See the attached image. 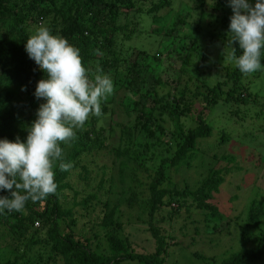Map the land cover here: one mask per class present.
Masks as SVG:
<instances>
[{"label":"trees","instance_id":"trees-1","mask_svg":"<svg viewBox=\"0 0 264 264\" xmlns=\"http://www.w3.org/2000/svg\"><path fill=\"white\" fill-rule=\"evenodd\" d=\"M141 1L0 0V138L18 137L23 141L37 108L44 102L33 93L45 74L24 51V40L39 24L79 49L90 78L100 69L114 85L113 93L101 103L102 115H89L75 131V138L60 145L64 162L71 166L62 171L58 162L54 165L55 193L35 202L28 200L22 212L0 213V264H165L167 249L176 241H170L172 237L158 222L191 209L200 210L206 224L211 219H222L211 199L224 181V174L230 171L228 165L212 167L199 181L178 186L166 171L190 165L232 137L227 126L215 130L208 119L216 106H227V118L237 123L248 117L257 121L256 127L241 135L246 137L254 130L264 135V94L250 89L264 70L244 75L228 60L226 42L232 10L227 0H193L199 14L183 10L165 31L155 28L156 43L164 44L159 51L124 49V42L136 30L127 19L144 11ZM151 1L145 11L152 14L172 2ZM206 40L211 46L219 42L221 49L211 64L217 69L213 74L203 70ZM232 46L239 55L238 46ZM224 59L223 64L220 60ZM261 63L264 64V55ZM157 67H162L159 73ZM120 90L133 97L123 106L124 113L132 115L127 123L117 121L110 110ZM104 115L110 118L108 127L99 124ZM166 118L172 129L165 128ZM183 118H189L190 124L184 126ZM116 127L119 135L113 138ZM159 131L168 137L164 147L167 155L147 182V197L143 199L129 189L123 199L125 205L114 202L111 193L115 176L105 158L112 155L119 162L117 176L131 184L137 180L138 169L146 171L142 161L153 147L149 139ZM218 154L225 163L235 159L217 152L211 157L217 158ZM0 195L8 193L0 191ZM122 205L135 210L138 220L146 211L144 231L151 239L150 250L130 238L132 232L126 228L130 220L121 219ZM163 210L154 222V215ZM244 223L237 250L222 256L194 252L201 264L264 261V203L253 198Z\"/></svg>","mask_w":264,"mask_h":264},{"label":"rangeland","instance_id":"rangeland-1","mask_svg":"<svg viewBox=\"0 0 264 264\" xmlns=\"http://www.w3.org/2000/svg\"><path fill=\"white\" fill-rule=\"evenodd\" d=\"M171 1L170 5H165L163 9L153 14L150 11H145L152 4V1H141L144 11L136 13L132 18L127 19L128 23H130L129 26H135V29H140V32L135 30L131 38L124 42V49L128 47L137 49L144 47L150 51L154 49L155 51H159L162 49L163 43L160 44L161 41H159V45L156 43L158 37H154L155 28L159 27L161 31H165L166 28L170 27V24L175 19V15L183 10H190L192 15L199 14V10L193 8V0ZM124 22H126L125 18L123 19ZM207 33L205 32L204 34ZM161 40L165 41L164 43L168 41L165 38H161ZM207 42L206 40L203 44V49L207 56L203 70L206 73L213 74L214 70L217 69L213 68L211 64L221 54V49L218 47L219 42L216 45L213 44L214 46H211V43L209 42L210 44H208ZM220 62L224 64L226 59L220 60ZM156 69L158 72L162 67H157ZM167 73H170L169 69ZM160 74L164 75L161 71ZM213 80L214 78L212 77L211 81ZM250 89L258 92L260 95L264 94V73L254 79ZM115 96L110 110L116 115L117 121L127 123L128 119H132V115L127 116L123 111V106L133 97L129 93L123 92V90L118 91ZM120 97L122 98V102L120 101ZM226 110H228L227 106L221 108L216 106L215 110L208 116V119L211 120L215 130L222 126H227L229 131L233 133L232 137L226 143L215 146L210 152L205 155L203 154L201 159L198 158L197 161L193 160L190 165H184L175 170L170 168L166 171V174L178 186L182 185L183 182L193 184L199 181L206 175L208 169L212 167L228 165L230 171L224 174V181L220 184L218 191L213 194L211 199L223 217L215 221L213 219L208 220V224H206L204 214L200 213L198 209H191L186 213L184 210L177 212L170 219L165 218L158 222L163 227L164 232L172 237L173 240L170 241H176L174 246H170L167 249L165 264H201V259L195 256L194 252L206 256H222L237 250L240 228L245 224L244 219L250 201L255 198L257 201L264 203V135L259 130L250 132L252 134H247L246 137L243 136L244 134L241 135L242 131L248 128L252 130V126L256 127V124L258 125L257 121L248 117L247 120L237 123L234 119L227 118ZM181 120L184 122V126L190 124L189 118ZM110 123L108 115L102 116L99 122L100 125L105 127H108ZM163 124L166 129H172V125L167 118L163 121ZM118 135L119 127H116L112 137L118 138ZM149 140H151L153 147L150 148L151 151L148 150V153H145L146 158L142 161L146 171L137 170V180L132 181V188H129V185H131L129 180L125 179L122 182L117 176L119 173V162L112 155L105 158L107 159L106 163L111 166L115 176L113 191L111 193V200L114 202H119L121 205L123 199L128 196L129 189L143 199L147 197V182L152 178L161 158L167 155L164 147L168 137L159 131L155 137ZM113 145H116V143H113ZM215 152L229 154L235 159L232 162L225 163L219 159L221 154H218L217 158L211 157ZM113 161H115V164H113ZM124 205H122L121 219L123 220V218L127 217L131 222L126 225V228L132 232L129 233L130 238L138 246L150 250L152 247L151 239L148 233L144 231L146 227L144 221L148 220L146 211H143V217H141V220H138L134 216L136 211L130 210ZM164 212L165 210L156 213L154 215V222ZM189 214L190 217L188 216ZM213 225L215 227H212ZM249 264H264V261L256 260Z\"/></svg>","mask_w":264,"mask_h":264},{"label":"clouds","instance_id":"clouds-1","mask_svg":"<svg viewBox=\"0 0 264 264\" xmlns=\"http://www.w3.org/2000/svg\"><path fill=\"white\" fill-rule=\"evenodd\" d=\"M227 2L232 10L228 60L244 75L264 70V0ZM24 51L45 74L33 93L44 102L23 141L0 138V191L8 193L0 195V213L22 212L28 200L35 202L55 193L54 165L58 162L62 171L71 166L64 162L60 145L75 138L89 115H102L101 103L114 90L111 78L100 69L90 78L79 49L44 24L30 30Z\"/></svg>","mask_w":264,"mask_h":264}]
</instances>
